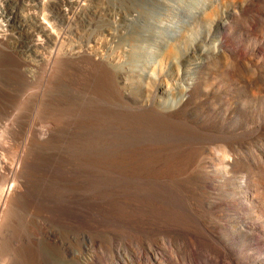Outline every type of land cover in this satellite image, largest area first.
<instances>
[{"label": "rangeland", "instance_id": "rangeland-1", "mask_svg": "<svg viewBox=\"0 0 264 264\" xmlns=\"http://www.w3.org/2000/svg\"><path fill=\"white\" fill-rule=\"evenodd\" d=\"M23 1V9L16 10L30 20L36 0ZM222 1L52 0L48 11L61 38L51 49L48 69L40 67L34 80L24 75L30 54L22 39L16 35L8 45L0 42V264H77L63 253L60 240L83 236L98 241L89 250L97 252L99 264H111L112 248L135 247L125 238L160 240L167 214L185 241L203 242L213 235L224 238L240 258L264 259V165L255 167L264 157V134L258 130L264 125V93L244 84L254 69L228 55L212 57L219 32L208 35L203 20L204 11L215 6L237 10L228 21L226 41L262 64L264 0ZM0 10L1 31V16L8 9ZM170 43L180 49L174 60L164 61ZM68 49L90 50L103 60L70 58ZM204 61L203 94L191 95L188 115L177 121L122 98L123 88L116 81V75H123L127 89L141 101L161 85L164 94L158 95L156 108L171 112L180 106L197 77V64ZM102 62L108 72L102 71ZM236 140L239 148L230 152L237 157L229 165L219 154ZM5 164L19 173L10 175ZM8 176L7 188L15 191L5 195L2 181ZM243 179L250 196L240 189ZM73 244L80 253V242ZM201 245L197 252L208 257L209 243ZM92 251L83 258H90Z\"/></svg>", "mask_w": 264, "mask_h": 264}, {"label": "bare ground", "instance_id": "bare-ground-1", "mask_svg": "<svg viewBox=\"0 0 264 264\" xmlns=\"http://www.w3.org/2000/svg\"><path fill=\"white\" fill-rule=\"evenodd\" d=\"M20 2H18V0H0V8L2 9V13H3V7L8 9V13H4L5 15H2V19L5 21L4 25L5 26H1V29L3 28V30H1L0 32V42L3 43V45H8V43L10 42V40H15V36L17 35L18 37H20V39H22V42L25 47V50L28 54H30V58H27L25 60V70H24V75L28 80H34L35 76L37 75V72L39 70L40 67H45L46 69H48L49 63L51 61V49L52 47L59 41L58 39V32L55 33L54 31V24L52 22V16L50 15L51 12H49V8L52 5L51 1L52 0H36V4L34 6V10L28 14L30 15V20H27L26 18H24L22 16V14H20L19 12H17V7H20L23 9V0H20ZM23 1V2H22ZM71 1V0H70ZM75 1V0H73ZM99 1V0H97ZM213 1V0H212ZM231 1V0H230ZM234 1V0H233ZM237 1V0H236ZM18 2V3H17ZM26 2V1H25ZM77 2V1H76ZM76 2H73L72 5L76 4L78 5ZM89 2V1H88ZM196 2V1H195ZM209 2V1H208ZM207 2V3H208ZM217 2V1H216ZM224 2V0L222 1ZM226 2V1H225ZM235 2V1H234ZM70 3V2H68ZM102 3V2H101ZM59 4V3H58ZM83 4V3H82ZM192 4V3H191ZM189 4V6L191 5ZM194 4V3H193ZM196 4V3H195ZM204 4V3H203ZM218 4V3H217ZM223 4V3H222ZM221 4V5H222ZM11 5H15V7L11 6ZM84 5V4H83ZM81 5V6H83ZM197 5V4H196ZM200 5V4H199ZM31 6V5H29ZM79 6V5H78ZM77 6V7H78ZM88 6V5H87ZM215 6V5H213ZM213 6H210L212 8H214ZM230 6V5H229ZM237 6V5H236ZM28 7V6H26ZM25 7V8H26ZM52 7V6H51ZM100 7V6H99ZM193 7V5H192ZM197 7V6H194ZM206 7H209V3L208 5H206ZM205 7V8H206ZM218 6H215L214 9H212L211 11L208 10V12L204 11L203 13V20L204 22H206V24H204V26H207L206 29L208 31V35L210 34L211 31H216L219 32L218 34V48L217 50L213 51V58H217L220 57L221 55H228V57H232L237 63H241L244 64L245 66H247V68H251L254 69L252 72L253 75L251 73H249V75H252L251 77H248L245 79V83L249 84V86L251 85L257 92L259 93H264V62L261 64L259 61L255 60L253 57H246V55H243L240 51L238 50H234L232 49V47H230L226 41V36H225V32L227 31L229 25L230 20L234 19L237 15V10L235 12V10H231L230 8H228L227 10H223V11H219L220 9H216ZM224 7V5H223ZM238 7H240V11L243 12L245 10L244 5H238ZM70 8V7H69ZM85 8V6H84ZM96 8V7H95ZM191 8V6H190ZM199 8V7H198ZM27 9V8H26ZM32 9V8H31ZM51 9V8H50ZM54 9V8H53ZM63 9V8H62ZM86 9V8H85ZM84 9V11H85ZM194 9V8H193ZM225 9V7H224ZM29 10V9H28ZM64 10V9H63ZM82 10V9H81ZM202 10V8H201ZM206 10V9H205ZM1 11V10H0ZM90 11V9H89ZM104 11V10H103ZM109 11V10H108ZM192 11V9H191ZM249 11V10H248ZM21 12V11H20ZM67 12V11H66ZM72 12V11H71ZM193 12V11H192ZM200 12V11H199ZM198 12V13H199ZM203 12V10H202ZM94 13V12H93ZM188 13V12H187ZM84 14V13H83ZM88 14V13H87ZM90 14V13H89ZM189 14V13H188ZM194 14V13H191ZM239 14V13H238ZM70 15V14H69ZM200 15V14H199ZM245 15V14H244ZM63 16V19L66 21L65 17L63 14L61 15ZM91 16V15H90ZM88 17V16H87ZM239 18V15L237 16ZM246 17V16H245ZM252 17V16H251ZM93 18V17H92ZM201 18V17H200ZM241 18V17H240ZM70 19V18H69ZM99 19V18H98ZM199 19V18H197ZM242 19V18H241ZM2 21V20H0ZM69 20L67 19V22ZM63 22V20H62ZM194 22V21H193ZM203 22V21H202ZM236 22V21H235ZM3 23V22H2ZM93 24V23H92ZM97 24V23H96ZM197 24V23H196ZM1 25V24H0ZM3 25V24H2ZM68 25V24H67ZM91 25V24H90ZM89 25V26H90ZM191 25V24H190ZM203 25V23H202ZM232 25V24H231ZM5 27V29H4ZM60 27V26H59ZM61 28V27H60ZM201 28H204L203 26ZM231 28V27H230ZM97 30V29H96ZM87 31V30H86ZM107 31V30H106ZM189 31V30H188ZM203 31V30H202ZM109 32V31H108ZM66 33V32H65ZM240 33V32H239ZM59 34H62L61 32ZM107 34V33H106ZM90 35V33H89ZM109 35V34H108ZM207 35V36H208ZM94 36V35H93ZM97 36V35H96ZM101 36V35H100ZM205 37V36H204ZM114 38V37H113ZM133 38V37H132ZM200 38V37H199ZM208 38V37H207ZM94 39V38H93ZM128 39V38H127ZM191 39V38H189ZM201 39V38H200ZM18 40V38H17ZM199 40V39H198ZM209 39H207L206 41L208 42ZM187 41V40H186ZM197 41V40H196ZM201 41V40H200ZM203 41V40H202ZM213 41V40H211ZM239 41V40H238ZM8 42V43H7ZM12 43V42H11ZM20 43V41L18 40V44ZM65 43V42H64ZM101 43V42H100ZM103 43V42H102ZM172 43V42H171ZM170 43V44H171ZM197 43V42H196ZM89 44V43H88ZM176 44V43H175ZM204 45V43H202ZM208 44V43H207ZM215 44V42H214ZM2 45V46H3ZM11 45V44H9ZM67 45V44H66ZM71 45V44H70ZM101 45V44H100ZM197 45V44H196ZM199 45V44H198ZM12 46V45H11ZM89 46V45H88ZM111 46V45H110ZM205 46V45H204ZM236 46V45H235ZM15 47V46H14ZM55 47V46H54ZM78 47V46H77ZM76 47V48H77ZM94 47V46H93ZM178 47L177 45H172L171 44V48L166 51L163 54V60L164 61H171L174 60L176 58V54H177V50L180 49H176ZM195 47V46H194ZM3 48V47H2ZM6 48V47H5ZM68 48V47H67ZM106 48V47H105ZM206 48V47H205ZM215 48V49H216ZM73 49V48H72ZM111 49V48H110ZM69 50V49H68ZM80 50V49H79ZM78 50V51H79ZM198 50L201 51L200 54L203 55V58L206 56L204 54V49L202 48V46H198ZM206 50V49H205ZM213 50V49H212ZM12 51V50H11ZM18 51V50H17ZM62 51V50H61ZM70 51V50H69ZM68 51V52H69ZM69 52L68 55L69 57H74V56H85V58H88L89 61H97L98 63H101L100 58H96L95 56H93V54H90V50L88 52L86 51H79V52ZM257 51V49L255 50V52ZM186 52V51H185ZM18 53V52H17ZM23 53V52H22ZM67 53V52H66ZM101 53V52H100ZM99 53V54H100ZM196 53V52H195ZM24 54V53H23ZM28 54L25 53V55L28 56ZM53 54V53H52ZM59 54V53H57ZM95 54V53H94ZM106 54V53H105ZM159 54V53H158ZM192 55V54H191ZM195 55V54H194ZM23 56V55H22ZM186 56V55H185ZM26 57V56H25ZM211 57V56H210ZM211 57V58H212ZM226 57V56H225ZM53 58V57H52ZM106 58V57H105ZM212 58V59H213ZM25 59V58H24ZM198 59V58H197ZM211 59V60H212ZM227 59V58H226ZM207 59H205L206 61ZM218 60V59H217ZM71 61V60H70ZM105 61V59H104ZM205 61L202 64H197L198 65V69L196 71L197 77L194 79V82L191 84V86H189V89L186 91L183 100L180 104V106L171 111V112H163L160 111L158 108H156L157 106L159 107L160 101L157 99L158 95H162L164 94V89L161 85L156 86L154 91L152 90L153 88L151 87L152 93L147 95V98L145 100H138L135 99L133 97V92L131 90H128V84H125L123 82V75H116L115 77L117 78L116 81L118 83V86L121 85L120 87H122L123 92H122V98L133 102L135 105H137L140 109H155V112L158 116L162 117L163 119H166L168 121H177L180 119H184V116L189 112V102H190V98L191 95L194 94L195 92L199 93V94H203V91L200 89V87H202V83H201V79H203L201 77V70L204 68L205 66ZM209 61V60H208ZM220 61V60H219ZM229 61V60H228ZM199 62V61H198ZM227 62V60H226ZM225 62V63H226ZM54 63V62H53ZM104 63L106 62H102V71L103 72H108L107 66L104 65ZM236 63V64H237ZM107 64V63H106ZM109 64V63H108ZM179 64V63H178ZM230 65V64H229ZM232 65V64H231ZM234 65V64H233ZM110 66V65H109ZM207 67V66H206ZM110 68V67H109ZM160 68V67H159ZM220 68V67H219ZM231 68V66H230ZM234 69L236 68L235 66L233 67ZM100 69V68H99ZM240 69V68H239ZM44 70V69H43ZM42 70V73H43ZM233 70V69H232ZM237 70V69H236ZM241 70V69H240ZM231 71V70H230ZM45 72V71H44ZM47 72V71H46ZM119 72V71H118ZM205 72V71H204ZM130 73V72H129ZM234 73V72H233ZM45 74V73H44ZM50 74V73H49ZM161 74H163V72H161ZM235 75V74H234ZM233 75V76H234ZM157 76V75H156ZM243 76V75H242ZM109 77V76H108ZM193 77V76H192ZM237 77V76H236ZM239 77V76H238ZM49 78V77H48ZM125 78V77H124ZM156 78V77H155ZM235 79V78H234ZM233 79V80H234ZM158 80V79H157ZM156 80V81H157ZM164 81V79H162ZM186 80V79H185ZM244 80V79H243ZM115 82V81H114ZM162 82V81H161ZM158 83V81L156 82ZM164 83V82H163ZM189 83V82H188ZM207 83V82H206ZM162 84V83H161ZM165 84V83H164ZM210 84V83H209ZM158 85V84H157ZM167 85V84H165ZM116 86V85H115ZM209 86V85H208ZM42 87V85H41ZM150 87V86H149ZM154 87V86H153ZM204 87V86H203ZM120 89V88H119ZM118 89V90H119ZM148 89V88H146ZM150 89V88H149ZM187 89V88H185ZM44 90V89H43ZM120 90V92L122 91ZM214 90V88H213ZM253 93H255L254 91H252ZM251 92V93H252ZM120 94V93H119ZM246 94V93H245ZM257 94V93H256ZM257 94V95H258ZM256 95V96H257ZM40 96V95H39ZM141 96V95H140ZM246 96V95H245ZM141 98V97H140ZM219 98V97H217ZM36 102V101H35ZM128 103V102H127ZM194 103V102H193ZM221 103V102H220ZM133 106V105H132ZM196 106V105H195ZM226 106V104H225ZM130 107V106H129ZM198 107V106H196ZM134 109V108H131ZM192 109V108H191ZM194 109V108H193ZM136 111V109L134 110ZM146 111V110H145ZM170 111V110H169ZM191 111V110H190ZM217 113V112H216ZM244 113V112H243ZM140 114V113H139ZM250 114V113H249ZM7 115V114H6ZM264 116V113H263ZM229 118V117H224V119ZM229 121V120H228ZM201 122V121H199ZM225 122V121H224ZM231 122V121H230ZM258 122V121H257ZM206 127V126H205ZM209 127V126H208ZM230 127V126H229ZM213 128V126L211 127ZM251 128V127H250ZM214 130V129H213ZM216 130V129H215ZM253 130V129H252ZM259 132L261 134H264L262 132H264V125L259 126L258 128ZM206 131V130H205ZM225 131V130H224ZM223 131V132H224ZM221 132V131H220ZM252 136V135H251ZM3 137V136H1ZM5 137V136H4ZM9 137V136H8ZM2 139V138H1ZM218 139V137H217ZM229 139V138H228ZM260 139V138H259ZM250 140V139H249ZM5 141V140H4ZM205 141V140H204ZM259 141V140H258ZM3 142V141H2ZM213 142V141H212ZM253 142V141H252ZM260 142V141H259ZM1 143V142H0ZM256 143V142H255ZM208 144V143H207ZM210 144V143H209ZM221 144V143H220ZM227 144V143H226ZM239 142L236 140L234 142H229V144L226 145V147L223 149L222 145H224L222 143V145H220L222 147V150L220 151V158H222V160L227 162L229 165L234 163L235 159L237 156H234V154H232L230 152V149L232 151H234L233 147L238 145ZM243 144V143H242ZM262 145V143H260ZM259 144V145H260ZM219 145V144H218ZM254 145V144H253ZM256 145V144H255ZM212 146V145H211ZM219 146V147H220ZM220 147V148H221ZM256 147V146H255ZM260 147V146H259ZM198 148V147H197ZM214 148V147H213ZM237 148V146H236ZM239 148V147H238ZM237 148V149H238ZM242 148V147H241ZM249 148V147H248ZM253 148V147H251ZM263 148V146H262ZM217 154L219 153L220 149H217L215 147ZM189 150V149H188ZM250 150V148H249ZM253 150V149H252ZM250 150V151H252ZM255 150V149H254ZM215 151V152H216ZM256 151V150H255ZM254 151V152H255ZM201 152V151H200ZM210 152V151H209ZM243 152V151H242ZM241 152V154H242ZM249 152V151H248ZM253 152V151H252ZM253 152V153H254ZM264 152V151H263ZM192 153V152H191ZM199 153V152H198ZM213 153V152H211ZM240 153V150H239ZM246 154V153H245ZM244 154V155H245ZM248 154V153H247ZM259 154V153H258ZM236 155V153H235ZM239 155V154H237ZM252 155V154H251ZM18 156V155H17ZM214 156V155H213ZM254 156V154H253ZM255 156H256V152H255ZM258 156V155H257ZM256 156V157H257ZM263 156V155H262ZM243 157V156H242ZM209 158V157H208ZM244 158V157H243ZM260 158V157H257ZM262 158V157H261ZM260 158V162L258 165H255V167H258L259 165H264V157L261 159ZM18 159V158H17ZM218 159V158H217ZM239 159V158H238ZM247 159H249L247 157ZM255 159V157L253 158ZM15 160V159H14ZM203 160V159H202ZM216 160V159H215ZM256 160V159H255ZM199 161V160H198ZM197 161V162H198ZM220 161V160H219ZM247 161V160H246ZM15 162V161H14ZM184 162V161H183ZM207 162V161H205ZM222 162V161H221ZM255 162V161H254ZM7 163V162H6ZM20 163V162H19ZM56 163V162H55ZM237 164V163H236ZM11 165V164H10ZM199 165V163H198ZM236 166V165H235ZM238 166H241L238 165ZM12 167V166H11ZM9 167L7 164L4 165V170L7 171L8 173L13 172L15 174V171ZM19 167V166H18ZM200 167V166H199ZM229 167V166H228ZM244 167V166H243ZM247 167V166H246ZM263 167V166H262ZM2 168V167H1ZM217 168V167H216ZM260 168V167H259ZM199 169V168H198ZM227 169V168H226ZM233 169V168H230ZM238 169V168H237ZM250 169V168H249ZM201 170V169H200ZM199 170V171H200ZM204 170V169H203ZM2 171V170H1ZM206 171V170H205ZM218 171L219 168H218ZM250 171V170H249ZM195 172V171H194ZM198 172V171H197ZM213 172V171H212ZM211 172V174H213ZM221 172V171H220ZM253 172V171H251ZM261 172H264L263 169ZM19 173V172H18ZM16 173V174H18ZM201 173V172H200ZM227 173V172H226ZM7 174V173H6ZM15 174V175H16ZM204 174V173H202ZM225 174V172H224ZM228 174V173H227ZM257 174V172H256ZM264 174V173H263ZM220 175V173H219ZM262 176V173L260 174ZM5 176V174H4ZM7 176V175H6ZM210 176V175H209ZM217 176V175H216ZM223 176V175H222ZM235 176V175H234ZM11 177V176H10ZM5 181H2L4 183H2V186H4V190H2L1 192L3 194H9L11 192L14 193L15 190H12L11 186L10 188H7L9 178ZM14 177V175H13ZM208 177V176H207ZM212 177V176H211ZM214 177V176H213ZM225 177V176H224ZM227 177V176H226ZM241 177V176H240ZM258 177V176H257ZM256 177V178H257ZM236 178V177H235ZM243 178V176H242ZM247 178V177H244ZM254 178V177H253ZM12 179V178H11ZM241 179V178H240ZM263 180V178H262ZM14 181V179H13ZM240 181V180H239ZM220 182V181H219ZM242 182V181H241ZM259 182V181H257ZM210 183V182H209ZM4 184V185H3ZM12 185V182L10 183ZM257 184V183H256ZM198 185V184H197ZM210 185V184H209ZM241 185V184H240ZM254 185V184H253ZM224 186V185H222ZM239 186V185H237ZM259 186V185H258ZM14 187V186H12ZM212 187V186H211ZM226 187V185H225ZM247 185H246V181L245 179H243L242 182V186L240 189H242L243 193L247 196H250V194L247 191ZM260 187V186H259ZM1 188V187H0ZM195 188V187H194ZM216 188V187H215ZM16 189V188H14ZM22 189V188H21ZM201 189V188H200ZM199 189V190H200ZM253 189V188H252ZM259 189V188H258ZM6 191V192H5ZM229 191V190H228ZM232 191V190H231ZM251 191V190H250ZM208 191H206L207 193ZM210 192V191H209ZM238 192V191H237ZM230 193V192H229ZM200 194V193H199ZM223 194V193H222ZM206 195V194H204ZM239 195H241L239 193ZM3 196V195H2ZM5 197H8L5 196ZM202 197V196H201ZM214 197V196H213ZM231 197V196H230ZM229 197V198H230ZM234 197V196H233ZM239 197V196H237ZM252 197V196H251ZM206 198V197H205ZM212 198V196H211ZM228 198V199H229ZM232 198V197H231ZM6 199V198H5ZM223 199V198H222ZM241 199V198H240ZM248 199V198H247ZM215 200V199H214ZM225 200V199H224ZM232 200V199H231ZM232 202V201H231ZM234 202V201H233ZM4 203V202H3ZM226 203V202H225ZM235 204V203H234ZM1 205V204H0ZM262 205V204H260ZM243 206V205H242ZM250 206V205H248ZM264 206V204H263ZM1 208V207H0ZM253 208V207H252ZM263 208V207H262ZM187 209V208H186ZM192 210V209H191ZM260 212V211H258ZM234 215V214H233ZM230 217V216H229ZM212 218V217H211ZM219 218V217H218ZM225 218V217H224ZM261 218V217H260ZM216 220V219H214ZM249 224V223H248ZM240 229L243 230V228H245L246 226L244 224L239 225ZM261 226V225H260ZM249 227V226H248ZM34 228V227H33ZM82 228V227H81ZM162 235H161V239L160 240H153L151 242H145L144 240H142L141 238H135V237H128L127 239L125 238L123 241H127L130 243H134L135 247H131L126 246L121 248L122 246H116L114 248L111 249V255H112V261L111 264H264V259H251L249 257H245L240 258L237 256V253H233L232 250L229 248L230 244L228 242H225L226 240L224 238H218L216 236H208L209 239H206V241L203 242H195V241H185L180 233L178 232V228H172V225L170 223V220L168 219V214L166 215V219L164 220V224L162 225ZM239 228V227H238ZM239 230V229H238ZM252 231H258L257 229L253 228ZM250 232V231H249ZM52 233V231H51ZM253 234V233H252ZM67 237V236H66ZM73 237V235H72ZM47 238V237H46ZM252 238L254 239V234L252 236ZM50 240H54L57 241V237L55 235L50 234L49 236ZM81 239V240H79ZM22 241V240H21ZM150 241V240H149ZM79 243L81 244L80 246V250L78 252L74 251L72 248V244L73 243ZM214 246H211V243ZM22 243V242H21ZM201 243L205 244L209 243L210 248L208 249L209 251V255L208 257L206 256L205 258H202L201 254H199L197 252L196 249H199V246H202ZM57 244V243H56ZM90 244H92L93 246L97 247L99 245L97 240H88L86 237H74L72 239H68L67 241H61L60 240V247L63 251V253H65L67 255V257H69V259L75 260L77 262V264H99V262L101 261L99 255L97 254L96 251H92L89 250L90 249ZM74 245V244H73ZM57 246V245H56ZM74 247V246H73ZM102 247V246H101ZM110 247V246H109ZM60 249V248H59ZM76 249V248H74ZM78 251V249H77ZM90 251H92V254L90 256V258L85 259L83 258L82 254L83 253H89ZM61 253V252H60ZM100 254V253H99ZM207 255V254H206ZM103 256V255H102ZM61 257V256H60ZM60 261V259H59ZM61 262V261H60ZM59 262V263H60Z\"/></svg>", "mask_w": 264, "mask_h": 264}]
</instances>
